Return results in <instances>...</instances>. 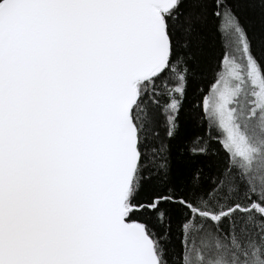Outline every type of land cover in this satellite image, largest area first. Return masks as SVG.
I'll list each match as a JSON object with an SVG mask.
<instances>
[{
	"label": "snow or ice",
	"instance_id": "snow-or-ice-1",
	"mask_svg": "<svg viewBox=\"0 0 264 264\" xmlns=\"http://www.w3.org/2000/svg\"><path fill=\"white\" fill-rule=\"evenodd\" d=\"M240 2L0 0V264H264V0L259 53ZM211 44L227 73L190 100Z\"/></svg>",
	"mask_w": 264,
	"mask_h": 264
},
{
	"label": "trees",
	"instance_id": "trees-1",
	"mask_svg": "<svg viewBox=\"0 0 264 264\" xmlns=\"http://www.w3.org/2000/svg\"><path fill=\"white\" fill-rule=\"evenodd\" d=\"M237 9L240 12L242 17L246 19L251 17L250 22L256 25V37H257V53H259L260 48V17H259V9L253 8L250 5L243 3L241 0L240 3L237 4ZM255 14V15H253ZM219 56L218 46L211 44L209 47L208 59L201 66L202 75L194 80L191 84V90L189 99H195L196 96H207L211 90V85L215 82L213 77L214 73L222 72V66L217 67L216 57ZM195 93V95H193ZM162 103V101H161ZM199 104L200 101H197ZM203 133L205 135H212L214 137L212 143L215 148H221L219 144V140L221 139V134L218 131H213L207 129L206 124L203 127H197L195 123H193L190 119H188L187 115L183 117L182 121V133L183 135L190 137L196 133Z\"/></svg>",
	"mask_w": 264,
	"mask_h": 264
},
{
	"label": "rangeland",
	"instance_id": "rangeland-1",
	"mask_svg": "<svg viewBox=\"0 0 264 264\" xmlns=\"http://www.w3.org/2000/svg\"><path fill=\"white\" fill-rule=\"evenodd\" d=\"M222 72H224L225 74L227 73V64L226 63L224 65H222ZM221 139H222V135H221Z\"/></svg>",
	"mask_w": 264,
	"mask_h": 264
}]
</instances>
